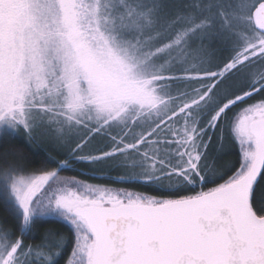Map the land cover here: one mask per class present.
Returning a JSON list of instances; mask_svg holds the SVG:
<instances>
[{"label":"snow or ice","instance_id":"snow-or-ice-1","mask_svg":"<svg viewBox=\"0 0 264 264\" xmlns=\"http://www.w3.org/2000/svg\"><path fill=\"white\" fill-rule=\"evenodd\" d=\"M0 264H264V0H0Z\"/></svg>","mask_w":264,"mask_h":264},{"label":"trees","instance_id":"trees-1","mask_svg":"<svg viewBox=\"0 0 264 264\" xmlns=\"http://www.w3.org/2000/svg\"><path fill=\"white\" fill-rule=\"evenodd\" d=\"M51 155H55V153H51ZM228 159H234V157H229ZM64 174L65 175H70L71 173H64ZM49 227L56 228V227H60V225L57 224V223H53V224H50ZM36 242L38 243L39 241H36Z\"/></svg>","mask_w":264,"mask_h":264}]
</instances>
